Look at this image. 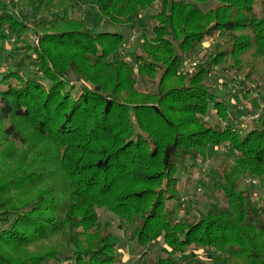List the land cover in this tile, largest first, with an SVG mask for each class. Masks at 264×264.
<instances>
[{
	"label": "trees",
	"instance_id": "1",
	"mask_svg": "<svg viewBox=\"0 0 264 264\" xmlns=\"http://www.w3.org/2000/svg\"><path fill=\"white\" fill-rule=\"evenodd\" d=\"M164 1L149 18L152 36L138 30L142 52L125 50V31L142 25V11L154 0L0 2V57L10 61L0 72V164L7 161L0 166V264H125L111 232L30 252L38 240L68 233L72 222L50 214L68 208H91L79 219L87 223L108 210L125 221L128 241L142 247L162 238L166 249L142 264H170L169 251L202 249L217 264H264V200L243 188L249 176H264V109L245 130L225 98L232 92L220 96L207 83L219 69L242 87L233 95L238 102L260 93L264 0H214L206 12L198 3L209 0ZM215 30L222 38L208 57L184 69ZM157 76L154 90H135ZM212 113L216 123L206 122ZM18 121L55 144L49 153L63 169L73 205L62 210L49 185L42 187L52 158ZM218 146L229 151L218 165L221 179L211 173L199 183L224 202L193 213L182 190ZM199 262L191 254L182 264Z\"/></svg>",
	"mask_w": 264,
	"mask_h": 264
},
{
	"label": "rangeland",
	"instance_id": "2",
	"mask_svg": "<svg viewBox=\"0 0 264 264\" xmlns=\"http://www.w3.org/2000/svg\"><path fill=\"white\" fill-rule=\"evenodd\" d=\"M10 0H0L4 5L8 4ZM172 0H167V4H170ZM165 2L164 0H154V2L150 5L145 7V9L142 11V18L141 22L142 25H136V29L133 30H126V36L127 41L125 43V50L126 51H137L142 52L143 48L142 45L144 43V38L140 33H138V30L145 29L150 36H152L151 33V25L150 23L151 16L156 15L160 8L162 3ZM217 1L209 0L204 3H198V5L201 7L203 11H208L209 8L215 7L217 4ZM259 8V5H257ZM87 10V8H86ZM85 9H82L80 14L83 16L82 12L86 11ZM258 10V9H257ZM93 11L92 17L96 16ZM87 17V15H86ZM90 17V18H92ZM93 19V18H92ZM153 19V18H152ZM31 20V19H30ZM32 21V20H31ZM33 23V22H30ZM102 24V22H101ZM214 24V23H213ZM211 38V39H210ZM222 38V35L220 34L219 30L213 31V33L207 35L205 37L206 44L201 48L200 55H194L189 57L188 60L184 62V69H189L190 71L193 70L194 67H196V64L200 62V59L204 60L209 55V47H211L216 41L220 40ZM29 39L31 43L35 46L39 45V36L38 34L34 32H30ZM20 45H24V42H20ZM12 46V43H5L6 50L10 49ZM23 53V52H22ZM4 56V55H3ZM0 57V72H5L10 67V61L6 60L4 57ZM200 58V59H199ZM128 59V56H126L125 60ZM199 64V63H198ZM215 76L216 79L210 77L207 80V83L213 88L214 92L218 93L220 96H224L227 91L232 92V94H228L225 96L226 100L231 103V106H233L235 114L239 115L244 122V129L247 130L252 127V124L250 123L253 118H257L259 116V113L262 109H264V78H258L257 81L261 83V87L259 89L260 93H256L254 91L253 96H246L244 98L243 103H240L237 101L236 98H234L233 95L236 94L237 90L242 89L241 86L234 85L233 83L228 81V78L225 74V72L219 71V69L214 70L212 76ZM158 76L156 77V82H137L134 86L135 90L138 91V93L143 91H150L154 90L157 87L158 82ZM250 84V83H249ZM244 111V112H242ZM216 115L211 114L209 117H207L205 120L208 123H216ZM20 125L24 129V134L30 135V138L34 144H36V147H43L44 151L48 154L47 158L48 160L52 158V161L49 162V165H47V177L49 178L48 182H44L42 187H45L47 185L48 189L47 191H53V194L49 195L51 197H55L57 201L55 202L56 205H60L62 210L64 208H67L68 205L73 202V199H70V197L67 196L66 190L68 189V184L64 183L65 177L63 176V169L58 167L54 159H56L53 156L50 155L49 151L51 152L52 149H54L55 144L51 142L48 139L42 140L37 139L34 135H32L31 127L27 126L25 122H20ZM10 124L9 120H6L4 122V126L7 127ZM8 143L5 144V146ZM229 153L227 147L218 146V147H210L209 153L207 158L202 161H200L199 168H196L195 171L192 174L191 182L188 186L185 187V189L182 190L184 198H187L189 201H192V207L195 209L193 213L203 211L212 203H219L223 204L224 200L222 197V194L218 191L211 190L209 191L207 188H205L201 183H199V179H203L204 181H207L206 179H209V175L212 173L216 176V178L221 179L220 174L218 172V165L221 162L222 159L225 158L226 154ZM70 157V156H69ZM7 161H2L0 166L5 165ZM182 180L185 181V176L182 175ZM247 187L252 192V198L256 202L264 200V176L257 177V176H249L246 181L244 182L243 188ZM40 189H35L33 191H39ZM69 187V191H70ZM65 192V193H64ZM63 193V194H62ZM67 197L69 199H67ZM52 199V198H51ZM65 199V200H64ZM61 200V201H60ZM73 205V203L71 204ZM58 207V206H57ZM73 209V208H72ZM84 209L83 210H71V208H68L67 211L63 212L62 214L57 212L54 214L51 212V215H58L57 217L61 218L65 222H72V224L67 225V227H72L67 234L61 233L59 235H56L54 237H50L49 239H42V240H36L34 244L30 245L28 249L30 252L33 253L36 252H44L46 250H54L57 249L59 246H63V248L66 246L65 244L68 243L69 237L73 236L75 238L83 239L82 237L87 238L89 236L95 235L98 232H111L115 235L116 238L119 239V252L122 257L125 264H142V260L146 258L145 260L148 261L150 259L155 258L157 256V253L161 249H166V246L164 247V241L162 238H158L155 241H151L147 243V246L142 247L137 242L128 241V234L126 231V224L125 221L121 218L115 217L112 213H110L108 210L105 209H99L98 214L99 217L96 220V222H83V220H80V217L86 214H90L92 210ZM199 210V211H197ZM60 214V215H59ZM183 216V214H182ZM83 222V223H82ZM75 234V235H73ZM87 234V235H86ZM82 236V237H81ZM168 250V249H167ZM170 250V249H169ZM168 250V251H169ZM29 252V253H30ZM193 254L195 257L199 258L200 264H217L214 261V258H210L206 251L202 250H196L193 252L192 250H186L182 253L179 251H169V256L171 257L173 263L170 264H177L181 263L185 257Z\"/></svg>",
	"mask_w": 264,
	"mask_h": 264
}]
</instances>
